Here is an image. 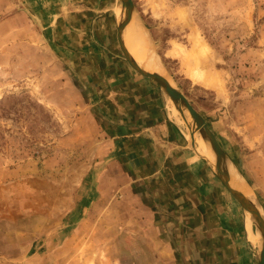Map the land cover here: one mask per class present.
I'll return each mask as SVG.
<instances>
[{
  "label": "rangeland",
  "instance_id": "374dc122",
  "mask_svg": "<svg viewBox=\"0 0 264 264\" xmlns=\"http://www.w3.org/2000/svg\"><path fill=\"white\" fill-rule=\"evenodd\" d=\"M58 2L62 3L49 4ZM65 2L74 10L58 19L56 31L90 42L87 52L75 44L79 51L74 50L71 61L90 67L95 62L109 71L130 67L116 38L120 20L113 9L120 6L119 0L107 12L99 11L94 0ZM132 3L164 76L206 122L264 218V0ZM35 4L36 0H0V264H194L190 255L186 258L167 247L172 257L155 259L149 252H134L130 236L117 234L120 225L129 226L130 210L109 204L106 212L101 192L90 187L95 181L92 163L100 144L107 143L106 127L76 89L80 78L69 73L75 66L70 57L57 55L52 30L43 29ZM58 6L52 13L60 12ZM120 9L124 17L122 4ZM97 38L110 51L100 62L92 53L91 43ZM195 66L203 80L193 77ZM165 98L168 105L166 93ZM171 118L189 149L201 151L195 138L203 137L193 119L187 117L196 127L191 140L186 121L178 114ZM201 158L248 222L217 176L215 161ZM221 208L225 209L206 202L208 227H214V214ZM115 214L123 218L120 223ZM261 242L259 235V250ZM219 252L223 256L221 247Z\"/></svg>",
  "mask_w": 264,
  "mask_h": 264
},
{
  "label": "crops",
  "instance_id": "0c3cea01",
  "mask_svg": "<svg viewBox=\"0 0 264 264\" xmlns=\"http://www.w3.org/2000/svg\"><path fill=\"white\" fill-rule=\"evenodd\" d=\"M50 1L36 0L32 7L43 18V29L52 30L51 43L57 55L63 53L74 60L71 54L77 49L75 44L87 52L85 45L90 42L82 37L75 41L56 31L58 19L72 13L74 7L61 0L66 5L58 2L60 12L52 13L58 3L50 6ZM117 1L94 0V6L107 12ZM99 40L91 43L97 62L102 60V54L110 52ZM71 62L75 70L70 75L81 81L75 83L76 89L86 104L97 110L98 119L106 127L103 133L107 143L100 144L92 163L95 181L90 187L101 192L106 209L116 204L130 210L129 226L120 225L117 234L130 236L135 244L132 251L149 252L155 259L172 257L169 252L176 251L186 258L190 255L194 264H257L259 239H252V235L257 238L252 222L243 221L237 207H232L231 199L222 193L214 172L189 149L167 110L162 88L122 64L109 71L95 62L92 67L89 63ZM92 198H97L95 193ZM206 202L225 207L215 212L214 227L207 226L203 210ZM120 217L115 214L113 218L119 222L123 219ZM221 241L226 242L219 246Z\"/></svg>",
  "mask_w": 264,
  "mask_h": 264
},
{
  "label": "water",
  "instance_id": "95a60500",
  "mask_svg": "<svg viewBox=\"0 0 264 264\" xmlns=\"http://www.w3.org/2000/svg\"><path fill=\"white\" fill-rule=\"evenodd\" d=\"M120 2L122 4V8L124 9V17L117 25L116 38L119 48L123 54V58L126 60L128 57V52L124 46L122 33L125 26L130 21L134 10L132 0H120ZM129 66V68L140 77H144L146 79L154 81L158 86L162 88L166 95L170 97V99L173 101L174 105L179 111H181L182 113L185 112L186 117L190 116L193 119L200 135L208 143L212 152L214 153L215 164L213 168L215 169L217 176L223 182L224 186L232 195V197H234L239 202L246 214L247 212L250 214L251 222L256 226L257 230L262 236V246L259 253V258L257 260V264H264V218L258 213V211H256L255 207L250 202H248L242 195H240L236 189L230 186L228 173V164L230 162L227 156L225 155L223 149L221 148L220 144L207 127L206 122L202 119V117L194 109V107L189 103V101L182 94V92L178 90L175 86H173V84L169 80L158 76L157 74L150 73L138 66Z\"/></svg>",
  "mask_w": 264,
  "mask_h": 264
},
{
  "label": "bare ground",
  "instance_id": "6f19581e",
  "mask_svg": "<svg viewBox=\"0 0 264 264\" xmlns=\"http://www.w3.org/2000/svg\"><path fill=\"white\" fill-rule=\"evenodd\" d=\"M119 2H120V0H119ZM120 7H121V4H120V6L118 5L117 7H115L113 10H114V13L117 15V18L121 21L123 18V13H122V10L120 9ZM122 39L124 42V46L128 52V57L126 60H127L129 65L138 66V67H140V68H142V69H144L150 73L157 74L158 76H161V77L167 79L162 72L161 63L159 61L157 54L153 51V49L150 46L149 37L146 35V32L142 28L139 20H137L134 17V13L132 14L130 21L128 22V24L125 26V28L123 30ZM197 68L198 67L195 66L194 68L191 69L192 74L194 75L193 77L196 79H199V80H203L202 74L198 70L199 68L198 69ZM167 80H170V79H167ZM167 99H168V105H167L168 111L171 113V115H177V114L180 115L183 118V120L186 121V123L190 127L191 140H194V137L192 135V132L193 133L196 132V129H195L196 127H195L194 122L190 121L188 123V119L186 117L185 112L182 113L181 111H179L177 109V107L174 105L173 101L170 99V97H168ZM195 139H197L195 141L197 144V149L201 150V151H196L198 153V155L206 157L209 161H211V163H214V161H215L214 160V153L212 154L210 152L211 148L208 145V143L202 138H201L202 140L198 139V138H195ZM202 151L207 152L209 157L206 156ZM228 173H229V184H230V186L232 188L236 189L240 195H242L248 202H250L255 207L256 211H258V213L262 216V211L260 210L259 207L258 208L256 207L252 192L249 190L248 185L246 184L245 180L243 179V177L236 171V169L230 163L228 164ZM235 202H236V204L239 203L237 200ZM246 216H247L248 223L251 224V216L248 212H247ZM259 235H260V233L258 231V234H257L258 239H259ZM253 237H254V235H252V238ZM261 237L262 236L260 235V239H261ZM261 246H262V242H261ZM260 250H261V247H260ZM260 250L258 252V258H259Z\"/></svg>",
  "mask_w": 264,
  "mask_h": 264
}]
</instances>
